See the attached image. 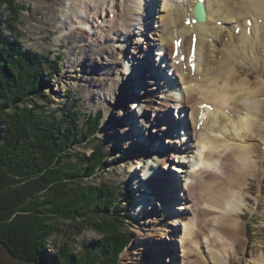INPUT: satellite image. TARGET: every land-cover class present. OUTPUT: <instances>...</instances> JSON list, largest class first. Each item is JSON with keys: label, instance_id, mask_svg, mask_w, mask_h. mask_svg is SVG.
Listing matches in <instances>:
<instances>
[{"label": "bare ground", "instance_id": "6f19581e", "mask_svg": "<svg viewBox=\"0 0 264 264\" xmlns=\"http://www.w3.org/2000/svg\"><path fill=\"white\" fill-rule=\"evenodd\" d=\"M155 1L156 4L159 2ZM143 2V0H77V3L88 12L94 9L102 10L95 13L96 17L98 13L103 16L108 8L110 11L108 10L106 15L112 12V17L100 21V28L97 27L95 36L89 34L91 40L86 38V43L79 40L86 50L83 56L73 55L67 61L70 73L65 77L66 84L81 87L90 96L95 83L102 86L108 81L109 90L100 99L109 95L111 90L117 89V92L114 93L112 100H104L107 112L119 106L118 109L125 111L128 118L129 114L124 104L128 97L133 95V90L129 89L132 86V77L136 75L142 77L141 73L148 71L154 80V76L162 75L167 69L170 72L168 79L173 84L163 80L162 100L159 102L154 98L150 103L154 105L152 107H155L159 116L164 115L167 121L165 124L172 123L168 118L170 112L174 110L177 112L178 121L175 120L171 128L177 127L179 130L177 136L180 139L168 142L175 145L179 141V145L185 148L182 153L180 149L179 152L176 151L177 155L173 152L167 154L169 152L165 151L166 160L173 161L171 170L179 176L175 179L181 180L183 177L184 180L181 200L185 203L178 206V210L185 211L183 216H178L183 226L180 236L183 253L181 264H205L197 253L200 238L218 248L217 254L210 253L208 264H264L259 263L254 251L247 250V238L244 234L246 221L242 219L246 214L245 204L253 205L251 197L244 196V192L254 194L250 187L253 181H257L260 188L264 189V183H261L264 178V124H261V120H264V0H204L206 12L204 22H198L194 16L193 9L198 0H160L155 28L150 25L151 13L147 9H142L148 6V10L151 11L152 3H147L146 6V3L142 5ZM258 15H261V18L255 23ZM64 16L63 23L71 27L73 16L65 14ZM245 16L247 17L242 19ZM193 19L196 20L195 24L192 23ZM186 21H189V25L185 24ZM132 27L139 33L137 38L136 32H130ZM145 31L147 35L143 34ZM80 33L86 32L81 30ZM121 33H124L123 37H127L130 43H134V50L139 51L140 55L132 64L129 61L132 67L130 77L126 72L120 71V65L127 59L124 56L126 44H120L122 48L118 51L113 44L121 42ZM193 37L197 39L195 47L192 44ZM179 39L180 53L175 57L173 43ZM92 42L98 45L99 49L94 48ZM247 50L254 56L252 71L247 72L252 79L248 75L237 77L234 81L237 85L233 90L226 85H220L218 79L222 73L221 67L225 65L226 58H230L228 55L236 57ZM154 51H157L155 54L158 62H153L152 67L146 58ZM142 53L145 59H141ZM118 56H121V61L118 60ZM235 63H243L242 68H239L243 73H246L245 70L242 71L243 68L249 69L245 60ZM89 71L94 72L89 75ZM96 74L99 76H95ZM142 79L145 80L146 77ZM121 80L124 83H121ZM148 82L151 86L147 90L156 93V81L145 80V84ZM238 89H243L242 94H239ZM143 90L144 93L147 92L146 88ZM143 95L139 93L136 95L142 101L139 104L138 120H142L144 129H148L153 135L150 123L154 120L148 119L149 108ZM120 101L123 105H119ZM110 116L107 113V117ZM120 129L122 140L129 141V137L136 136L132 130L139 128L135 129L133 124H127L122 125ZM173 129V132L168 130V127L161 130L165 131V134H174ZM161 140L160 138L159 141ZM193 146H197L199 154L195 156L196 162L190 163L192 156L189 153H192ZM136 147L132 160L133 163L139 164L143 158L150 155L151 147L155 149L157 146L145 145V148L140 149L139 146ZM161 148L165 150L164 146H160L158 150L161 151ZM137 149L141 152H136ZM158 150H155V164L158 160H164L162 156H158ZM131 162L129 160L128 163ZM167 164V161L164 162L165 168ZM190 167L195 170L190 171ZM152 173L157 174L158 171ZM148 174L152 175V178H147L146 184L150 182L152 186L144 188L149 192L158 195L162 194L159 192L160 189L163 191L166 188V191L172 192L173 195L178 188L173 180L163 177L155 182V174L147 172L146 176H149ZM155 188L158 190L155 191ZM167 192L165 198L160 197L162 204L165 203L167 196H170ZM141 208L144 210L140 205L139 209Z\"/></svg>", "mask_w": 264, "mask_h": 264}, {"label": "rangeland", "instance_id": "374dc122", "mask_svg": "<svg viewBox=\"0 0 264 264\" xmlns=\"http://www.w3.org/2000/svg\"><path fill=\"white\" fill-rule=\"evenodd\" d=\"M143 1L142 5L146 3V6L147 3H152L151 6L153 7L151 8V11L148 10V6L146 8L144 6L142 9H147V11L151 13L152 16L150 17V20H152V22H149L151 27L155 28V17L157 15V11L160 9L159 7L161 2L158 0L159 2L156 4L155 0ZM14 5L20 10L19 15H17L14 19V32L9 30L12 25L10 26L8 23L7 25L4 24L8 22L7 20H10V13H4L0 10V28L3 27L4 36L11 41H16L23 50L25 49L32 52L36 57L39 56L41 59L42 57L47 58L51 61L50 65H44L43 69H45V73L42 68L39 69V71L43 73V75L41 74L42 76L40 77V80L44 83H48L41 90V98L34 97L33 101L29 103L20 101L19 104H17L18 108L41 106L42 109H37L38 113L43 112L44 115L52 118L61 117V111H59L60 108L62 109V112L68 110V108H73L72 110H74L77 115L75 124L81 129V134L85 133L87 129V115L90 113L100 114V119L97 121L99 125L96 132L97 140L90 141L87 144H83V146H76L72 150V157L76 160L81 154L90 155L92 153V148L95 145L102 148L106 165L103 170L99 169L97 171L96 176L103 174L105 176V181L114 188L118 197V211L121 210L120 215L129 217V219H124L126 221L124 224L126 228L134 234L132 241L120 253L116 264H181V260L183 259L181 256L183 253L180 236L183 226L178 220L180 219L178 216H183L185 211L182 209L178 210V206L181 203H185V201L181 200L183 198V192L181 190L183 177L181 180L175 179L179 176L171 170L173 168V161H171V159L166 160L165 151L169 152L167 154L173 152V154L177 155V153H175L176 151L179 152L180 149V152L182 153L185 151V148L179 145V141L175 143L176 146L173 143L168 142L180 139V137L177 136L179 130H177L176 125L174 126V128L176 127L175 129L171 128V124L178 121V116H176L177 112L175 110L170 112L168 118L172 123L165 124L164 122L167 121L164 119V115L159 116L155 107H152L154 105L150 103V101L154 98H156L159 102L162 100L161 97L163 96V89L161 84H163V80L166 83L173 84V82L168 79L170 77V72L166 69L165 73H162V75L159 74L160 76H154V80L150 72L147 71L145 73H141L143 78L146 77L145 80L150 82L156 81V93H153L154 91L152 90H147L148 87L150 88L151 84L149 82L148 84H145V80L142 79L141 75L132 77V86L129 89L133 90V95L129 96L128 100H126L124 104L125 110L129 114L128 118H126L125 111H120L118 109L119 106L117 108L110 109L109 112H107L108 109L103 104L104 100H112L114 98V93L117 92V89L111 90L109 95L100 99L101 96L109 90L108 81H106V84L104 83L105 85L103 84L102 86L101 84L98 85L95 83L92 87L93 91L89 96L84 89L82 90L81 87H73L66 84L65 77L70 73L67 63L70 57L73 55L83 56L86 50L79 40L81 39L85 43L86 38L91 40L92 38L90 35L95 36V33L97 32L96 30L98 29L97 27L100 28V21L110 19L112 17V12H110L108 16L106 15L110 9H106L103 16L98 13L96 17L95 13L99 11L101 12L102 10L94 9L88 12L83 8V6H80V4L77 3V0H14ZM2 6L4 5H0L3 9ZM93 12L94 14H92ZM64 14L73 16V21L70 23L72 24L71 27H69L68 24L63 23L65 19ZM246 17L247 16L242 19H245ZM85 18L87 19L83 22L82 20ZM259 18H261V15H258L257 19H255V23H257ZM81 30L86 33H80ZM130 32H136V38L139 36V33L134 29V27H132ZM146 32L147 31L143 34L147 35ZM120 35L121 42L119 43L117 41L113 44L116 51L121 50L122 47L119 46L120 44H126V54L124 56L127 59L125 61L123 60L124 63L120 65V71H122V73L126 72L127 76L130 77L132 76L131 64L136 60V58H139L140 55L138 53L139 51L134 50V43H130L127 37H123L124 33H121ZM92 44L94 48L99 49L98 45H95L94 42H92ZM132 51L135 52L133 53ZM156 52L157 51H154L148 56V58H146L152 67L153 62H158V58L155 54ZM143 53L141 55V59H145L143 57ZM228 56L233 60L226 58L225 65H223V68L221 67L222 73L220 79H218V83L220 85H226L233 90L234 86L237 85L234 82L237 77H245L248 75L249 78H251L249 73L252 71L254 56L253 54H250L249 50L236 57L231 54ZM118 60L121 61V56H118ZM240 60H245L249 65V69L247 67L242 69V71L245 70L246 73L239 70V68H242L241 66L243 63H235V61ZM129 61L131 64H129ZM50 72H52V74ZM93 72L94 71H89L88 74H93ZM95 76H99V74H96ZM102 77L103 75L101 78ZM122 78H124V76H122ZM121 83H124L123 80H121ZM145 88L147 91L146 93H144L143 90ZM238 90L239 94H242L243 89ZM137 93L142 95L144 94L143 96H145L144 99H146V103L149 108L147 111L148 119L150 118L154 120L150 123V129L154 131V133H152L153 135H151L148 129H144L145 127L141 124L142 120H138L140 110L139 104H141L142 101L136 96ZM121 102L122 101H120L119 105H123ZM107 113L109 116H112L107 117ZM173 116L175 118H173ZM127 124H133L135 129L139 128L138 130H132L133 134L136 136L134 138L129 137V141L122 140L121 138L122 130L120 128L122 125ZM261 124H264V120H261ZM164 127H168V130H171V132H173L172 129L175 130L174 134H165V131L161 130L164 129ZM240 132L242 133L243 131ZM160 138L162 139L161 141H159ZM163 140L165 141L164 143ZM259 141H257V143H259ZM135 145L137 147L139 146V149L140 147L145 148V145H155L157 147H155V149L151 147L149 151L150 155L143 158L139 164H136L133 163L132 160L133 153L135 152L133 151L135 150ZM160 146H164L165 150L163 151L162 148V152L158 150ZM192 149V153H189V155L192 156L190 163L196 162L195 160H197V157L195 156L199 154L197 146H193ZM155 150H158V156H162L164 159L158 160V163L156 164L154 163L156 162ZM139 151L140 150L138 149L136 150V152ZM129 160L132 161L131 164L128 163ZM166 161L168 164L165 168L164 162ZM155 170L158 171L157 174L152 173L155 172ZM189 170L192 171L195 169L190 167ZM147 172H151L153 175L155 174V182L158 179L160 181L164 177V179L167 178V180L175 181V186L178 188L174 191L173 195L172 192H167L166 188L163 191L160 189L159 192H162V194L160 193L158 195L154 194V192H149V190L145 189L144 186H152L150 182L146 184L148 181L147 178H152V175L148 174L149 176H146ZM96 176L94 175L86 178L82 183L90 185L95 182L94 178ZM261 181V183H264V178H262ZM250 187L252 188L254 194L249 195L248 192H244V196H250L253 205L250 206L245 204L246 214L242 218L246 221L244 233L247 238L246 247L248 251L251 250L255 252V257L259 259V263H264V189L260 188V184L258 185L257 181H253ZM146 190L148 192H146ZM157 190L158 189L155 188V191ZM167 190L169 191V186L167 187ZM166 192L170 194V196H167L164 200L165 203L162 204L160 197L165 198ZM256 194L259 196H254ZM153 197L154 199H152ZM146 198L148 200H145ZM164 201L162 200V202ZM140 205L144 207V210L143 208H141V210L139 209ZM166 207H169V209ZM122 210L126 211L123 212ZM166 221L169 223L167 224ZM59 223L63 232L59 237L54 236L48 242L45 254L46 258L43 255L45 258L44 262L46 263H49V259H51L52 255L57 253L59 242L64 239L66 241L68 240L67 242H69L72 245L73 250L76 251L83 243L99 239V235L96 234L89 226H85L81 229L80 221L79 226L73 221L68 223V221L60 220ZM213 245L214 244H210L209 241L200 238V245L197 247V253L198 257L201 258L205 264L210 262V253H218L217 246ZM0 264L30 263L20 261L12 257L8 251L0 245Z\"/></svg>", "mask_w": 264, "mask_h": 264}, {"label": "trees", "instance_id": "16d2710c", "mask_svg": "<svg viewBox=\"0 0 264 264\" xmlns=\"http://www.w3.org/2000/svg\"><path fill=\"white\" fill-rule=\"evenodd\" d=\"M0 5L10 13L11 21L4 24L14 32L20 10L14 0H0ZM42 59L5 37L0 28V245L30 264H116L134 234L124 224L129 217L118 211L114 188L103 174L96 176L106 165L102 148L95 145L90 155L72 157L76 146L97 140L100 114L87 115L81 134L73 108H60L61 117L52 118L38 113L41 106H17L40 97L48 84L40 80L39 69L51 61ZM94 175V183H82ZM60 220L78 226L80 221L81 229L89 226L99 239L77 251L64 239L46 263L48 242L63 232Z\"/></svg>", "mask_w": 264, "mask_h": 264}, {"label": "water", "instance_id": "95a60500", "mask_svg": "<svg viewBox=\"0 0 264 264\" xmlns=\"http://www.w3.org/2000/svg\"><path fill=\"white\" fill-rule=\"evenodd\" d=\"M196 14L200 18L201 21L204 20L205 16H204V12L203 11L197 10Z\"/></svg>", "mask_w": 264, "mask_h": 264}]
</instances>
